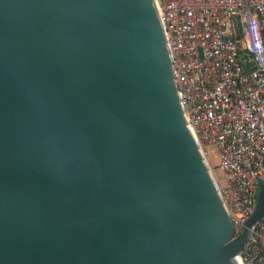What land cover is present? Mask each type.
<instances>
[{
    "label": "water",
    "instance_id": "95a60500",
    "mask_svg": "<svg viewBox=\"0 0 264 264\" xmlns=\"http://www.w3.org/2000/svg\"><path fill=\"white\" fill-rule=\"evenodd\" d=\"M154 0H0V264H240Z\"/></svg>",
    "mask_w": 264,
    "mask_h": 264
},
{
    "label": "built area",
    "instance_id": "2783aa9c",
    "mask_svg": "<svg viewBox=\"0 0 264 264\" xmlns=\"http://www.w3.org/2000/svg\"><path fill=\"white\" fill-rule=\"evenodd\" d=\"M154 1L184 114L217 158L215 180L240 232L264 179V0ZM252 234L240 264H264V219Z\"/></svg>",
    "mask_w": 264,
    "mask_h": 264
},
{
    "label": "rangeland",
    "instance_id": "374dc122",
    "mask_svg": "<svg viewBox=\"0 0 264 264\" xmlns=\"http://www.w3.org/2000/svg\"><path fill=\"white\" fill-rule=\"evenodd\" d=\"M210 148L211 147H209V146H204V147H202V150L206 156V159L208 161V164L210 165V168L212 169L214 177H218V176L221 177V171L217 167V158H215L213 156L212 152L209 151ZM220 183L223 184V181L220 180ZM236 233H238V232L236 231Z\"/></svg>",
    "mask_w": 264,
    "mask_h": 264
}]
</instances>
